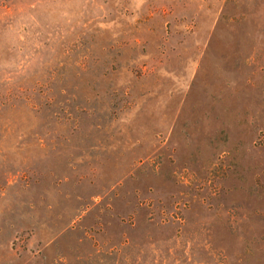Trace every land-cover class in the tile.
I'll return each instance as SVG.
<instances>
[{
    "label": "rangeland",
    "instance_id": "374dc122",
    "mask_svg": "<svg viewBox=\"0 0 264 264\" xmlns=\"http://www.w3.org/2000/svg\"><path fill=\"white\" fill-rule=\"evenodd\" d=\"M0 264H264V0H0Z\"/></svg>",
    "mask_w": 264,
    "mask_h": 264
}]
</instances>
